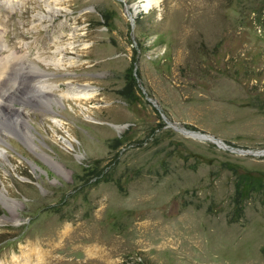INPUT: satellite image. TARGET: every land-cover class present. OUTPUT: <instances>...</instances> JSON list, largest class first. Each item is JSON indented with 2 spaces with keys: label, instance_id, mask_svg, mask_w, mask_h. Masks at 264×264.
I'll list each match as a JSON object with an SVG mask.
<instances>
[{
  "label": "rangeland",
  "instance_id": "374dc122",
  "mask_svg": "<svg viewBox=\"0 0 264 264\" xmlns=\"http://www.w3.org/2000/svg\"><path fill=\"white\" fill-rule=\"evenodd\" d=\"M7 54L0 264H264V0H0Z\"/></svg>",
  "mask_w": 264,
  "mask_h": 264
},
{
  "label": "bare ground",
  "instance_id": "6f19581e",
  "mask_svg": "<svg viewBox=\"0 0 264 264\" xmlns=\"http://www.w3.org/2000/svg\"><path fill=\"white\" fill-rule=\"evenodd\" d=\"M11 1L12 0H9V3H11ZM57 1L58 0H54V2H57ZM45 6L47 7L48 10H51L53 12H56V13L61 12L59 8L51 7L48 2H46ZM144 7L146 9L145 5H144ZM76 36L77 35L73 32L71 34L70 39H74ZM73 43L74 42L72 41V42L65 43V45H63V46H61V45L57 46V48L55 50L56 57L53 58L49 62L51 64H53L54 66H57V67H60V66L64 67V63L65 62H67L68 65L73 64L74 63L73 60H71V59H68V60L63 59V54H64L63 51L65 49L74 50ZM83 47H86V44H83ZM43 62L49 63L48 61H45V60H43ZM22 70H24V71H22ZM4 75H6L7 80H10L11 88L14 91H16V92H18L19 89L27 90V87L23 83L30 82V80H31L30 88H33L34 91H38L42 95V97H39V99H41V100H43V99L46 100V99H48V97L53 96V95L50 94L51 90H52V88H56V85L48 84L47 79L45 78L46 76H48V74L45 71H43L40 68H35L34 66H29L28 67V66H25L23 63H21V56L19 57V56L7 54L5 57L0 58V80L3 78ZM14 77L15 78L16 77L24 78V80L22 81V84L17 83ZM22 95L24 96L25 94L23 93ZM94 95H95V91L93 89H90V88H87V87H68L67 90L65 92L61 93L60 96L61 97H69V98L74 99V100H80V99L87 100V99H90V98L94 97ZM1 97H2V80L0 81V99H1ZM24 97L26 99L31 98V97L28 98L26 95ZM52 98L55 101H58L57 97L53 96ZM41 102H43V101H41ZM9 111H12V113L14 115V113L18 114L20 109L14 110L12 108ZM86 118H87V120H92L93 121V118L90 117V116H86ZM1 121H2V119H0V123H1ZM19 122H20L19 119H17V120L15 119V124H16L15 128L16 129H20V127L23 126L22 128L27 130L28 125L26 124V122H20V123L23 124L22 126H20ZM23 129L21 131V134L24 137L29 138V136H28L29 134L26 136V133L24 132L25 130H23Z\"/></svg>",
  "mask_w": 264,
  "mask_h": 264
},
{
  "label": "water",
  "instance_id": "95a60500",
  "mask_svg": "<svg viewBox=\"0 0 264 264\" xmlns=\"http://www.w3.org/2000/svg\"><path fill=\"white\" fill-rule=\"evenodd\" d=\"M180 132H182V133H184V134H186V135H188L190 137L198 138L200 140H203V139L207 140L208 139V140H211L212 142H214V143H216V144H218L220 146L225 147L224 142L221 139L215 137L212 134L200 133L198 131H185V130H180ZM233 151L237 152L239 154H254V155H262V154H264V150H260V151H246V150H237L236 149V150H233Z\"/></svg>",
  "mask_w": 264,
  "mask_h": 264
}]
</instances>
